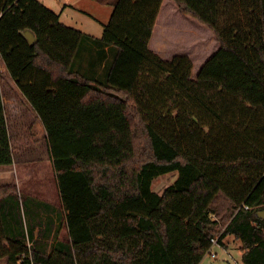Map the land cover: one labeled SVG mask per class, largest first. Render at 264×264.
<instances>
[{"label": "trees", "instance_id": "obj_1", "mask_svg": "<svg viewBox=\"0 0 264 264\" xmlns=\"http://www.w3.org/2000/svg\"><path fill=\"white\" fill-rule=\"evenodd\" d=\"M163 1L110 0L96 37L40 0H0V58L46 129L60 195L0 181L7 264H201L230 235L264 264V0H174L220 43L195 78L188 56L151 49ZM1 82L0 168L14 162Z\"/></svg>", "mask_w": 264, "mask_h": 264}, {"label": "rangeland", "instance_id": "obj_2", "mask_svg": "<svg viewBox=\"0 0 264 264\" xmlns=\"http://www.w3.org/2000/svg\"><path fill=\"white\" fill-rule=\"evenodd\" d=\"M40 1L59 13L62 22L96 37L102 36L113 12V5L108 3L110 0ZM150 45L152 51L165 60L177 55L188 56L193 62V78L206 60L220 48L215 32L197 18L182 13L174 0L163 1ZM102 66L99 67L100 74L103 73ZM2 69L5 66L0 58L3 94L15 162L11 166L0 168V181L15 182L19 184L20 191L59 206L57 175L46 129L40 117L27 106L22 92L6 86L8 76L6 69ZM8 174V178L2 177ZM177 178L178 171L162 174L154 180L153 189L163 193ZM60 237L68 239L65 227L62 228ZM224 243L213 245L212 249L217 252V257L207 252L201 264H244L241 251L243 243L231 235L225 238ZM5 263V258L0 259V264Z\"/></svg>", "mask_w": 264, "mask_h": 264}, {"label": "crops", "instance_id": "obj_3", "mask_svg": "<svg viewBox=\"0 0 264 264\" xmlns=\"http://www.w3.org/2000/svg\"><path fill=\"white\" fill-rule=\"evenodd\" d=\"M4 66H5V69H6V65H5V63H4ZM5 69H2V70H5ZM6 75L8 76L7 77V79H8V81H7V84H6V86L8 85L9 86V88H12L13 90L14 89H19L18 88V86H17V84H16V82L11 78V76L9 75V73H8V71H7V69H6ZM10 77V78H9ZM1 88H2V93H3V90H4V87H3V84H2V82H1ZM8 88V87H7ZM23 94V93H22ZM24 97V96H23ZM3 98H4V103H5V97H4V94H3ZM24 100H25V102L27 103V106L29 107V108H31L35 113H36V111L33 109V107L31 106V104L29 103V101L27 100V98L26 97H24ZM5 106H6V103H5ZM6 111H7V107H6ZM19 111V110H18ZM37 114V113H36ZM38 115V114H37ZM7 119H8V117H7ZM42 122V121H41ZM43 124V123H42ZM9 131H10V129H9ZM10 135H11V132H10ZM14 162H15V159H14ZM13 162V163H14ZM12 163V164H13ZM11 164V165H12ZM11 165H8V166H11ZM3 178H8L9 177V174L8 175H5V176H2ZM19 185V184H18ZM2 259H4V258H2ZM1 259V260H2ZM5 259H6V263L5 264H7L8 263V260H7V258L5 257Z\"/></svg>", "mask_w": 264, "mask_h": 264}, {"label": "built area", "instance_id": "obj_4", "mask_svg": "<svg viewBox=\"0 0 264 264\" xmlns=\"http://www.w3.org/2000/svg\"><path fill=\"white\" fill-rule=\"evenodd\" d=\"M244 207H245V208H249L248 205H244ZM211 242H212V246H211V248L209 249L208 252H210V254H211L213 257H217V252L214 251V250L212 249V247H213V245H220L219 242H218V237H213V238L211 239Z\"/></svg>", "mask_w": 264, "mask_h": 264}, {"label": "water", "instance_id": "obj_5", "mask_svg": "<svg viewBox=\"0 0 264 264\" xmlns=\"http://www.w3.org/2000/svg\"><path fill=\"white\" fill-rule=\"evenodd\" d=\"M26 34H27V37H28V39L30 40V42L32 44L37 41V38L34 36V34L31 31H27ZM259 216L262 217V218H264V210H261L259 212Z\"/></svg>", "mask_w": 264, "mask_h": 264}]
</instances>
